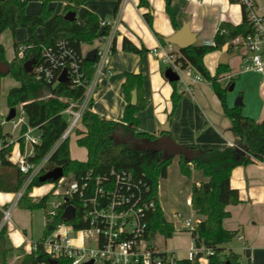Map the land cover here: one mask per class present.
Instances as JSON below:
<instances>
[{
  "label": "trees",
  "instance_id": "16d2710c",
  "mask_svg": "<svg viewBox=\"0 0 264 264\" xmlns=\"http://www.w3.org/2000/svg\"><path fill=\"white\" fill-rule=\"evenodd\" d=\"M55 1L65 2L66 6L63 13H54L50 4ZM87 1L89 0H41V12L31 16L27 14L26 1L0 0V35L7 29L15 33L20 27L26 28L28 31V38L24 42H14L15 57L9 62L11 71L8 75L16 79L20 85L9 90L8 106L16 108L22 104L28 124L41 129V142L35 146V155L31 158L33 162L39 163L55 145H58L51 154L46 167L42 170L41 176L61 167L64 170V175L74 174L79 179L89 174L103 175L109 173L113 168L126 169L138 177H144L150 186L151 198L157 202L155 210L151 211L148 217L149 230L154 233L159 232L165 238H171L176 228L174 223L167 219L160 205L159 185L160 181L167 177L168 168L174 158L168 157L164 152L142 151L135 144V142L155 141L160 137L138 131L140 126L138 113L147 107L142 74L126 73L123 92L127 105L120 120L101 118L92 110V100L90 109L85 111L81 121L85 129L77 132L78 145L86 148L88 152L87 160L79 161L71 158L69 138L62 139L68 126V120L62 112L83 98L86 91L85 86L73 87L71 84L62 82L39 81L34 77L32 71L28 73L25 69V63L29 60H34L36 64L44 62L43 51L47 48H53L57 52V44L63 40L67 43L68 48L79 57L86 83L93 80L100 56L97 55L94 62L87 60L82 53V45H92L99 38L108 36L110 27H102V20L92 11L85 13L83 24L78 23L77 20L65 19V14L69 11L78 14L80 7ZM230 2L241 3L243 8L241 24L234 25L224 21L214 38V44H194L187 48H178L176 51L177 61L181 63L183 68H191L211 84L221 101L225 115L232 123L231 130L237 138L236 145L222 151L203 149L202 155L195 156L190 161L181 156L179 161L181 173L188 178H191L195 170L201 171L208 178V181L192 185L191 206L197 213L205 216V219L197 223L191 234L197 249L204 246L209 250V264H226L227 262L229 264H242L238 253L226 252L225 249V245L238 235L237 231L228 230L223 226V220L230 215L227 206L240 202L239 191L230 184L231 172L238 165L264 161V120L258 122L252 117L246 116L243 113V104L233 107L228 105L227 97L230 84L224 86L219 82V76L229 71L228 64H219L217 73L213 76L204 63V57L207 54L222 50L225 45H228L230 49H235L234 39H246L254 33V27L249 20L246 6L242 0H230ZM141 5L149 8L144 17L152 26V8L146 0H141ZM117 11L118 7L116 8ZM167 11L173 25L178 29L179 26L170 10L169 2L167 3ZM39 28H43V31L39 32ZM159 38L163 45L168 44L165 38L161 36ZM22 46L24 47L23 55H20ZM122 49L139 55L149 51L145 47H138L128 38H124ZM116 51V43L113 41L111 53ZM0 57L7 62L5 48L2 44H0ZM62 71L63 68L59 67L56 70V77ZM3 77L4 75L0 73V93ZM171 84L173 92L170 119L175 114L183 96L179 81L171 82ZM135 89L138 98L137 103L133 105L131 103L132 91ZM26 129L27 125H23L22 135L18 139L22 149L25 145L23 134ZM116 134L119 135L118 139L115 137ZM11 138L12 136L9 133H4L0 127V139L5 141V144L9 143L1 151L0 192L16 193L22 188L26 175L8 158L15 144V142L8 141ZM126 139L128 143H124ZM40 177L33 181L27 188L26 194L19 200L20 208L31 211L46 208L51 193L40 199H35L30 195L35 186L44 183L41 182ZM63 210L64 207H60L54 216L46 213L43 238L63 222ZM3 216V209L0 208V264H10L14 256V246L9 239L6 225H2ZM73 224L76 225V228L88 226L86 223L77 224L76 221ZM201 256L202 253H198L194 259H179L175 264H201L199 261ZM18 264H72V259L66 256L52 259L46 251L39 250L37 253L22 256Z\"/></svg>",
  "mask_w": 264,
  "mask_h": 264
},
{
  "label": "crops",
  "instance_id": "0c3cea01",
  "mask_svg": "<svg viewBox=\"0 0 264 264\" xmlns=\"http://www.w3.org/2000/svg\"><path fill=\"white\" fill-rule=\"evenodd\" d=\"M24 1L27 2V14L35 16L41 12V0ZM146 2L153 11L152 26L144 17L149 8L141 5V0H132L125 4L122 3V0H89L80 7L77 14V21L80 24H83L87 11L96 13L102 21L110 18H117L118 20L115 30L110 36L99 38L92 45H82V53L85 57L94 48L102 52L95 72L92 110L103 119L120 120L127 105L123 92L126 73L134 72L137 74L135 71L138 70V74H142L144 79V92L147 100L146 109L138 113L140 119L139 132L161 136L162 127L170 122V134L180 144L195 146L202 150L218 149L220 151L236 145L237 138L231 130L232 123L225 115L221 101L211 84L204 79L192 82L190 77L183 76V81L179 82L183 96L175 114L170 119L173 86L165 77L162 62L154 55L153 50L163 45L160 36L165 39L171 37L185 23H188L191 31L196 34L195 44L207 45L213 42L222 22H230L234 25L242 23L243 8L241 3H231L230 0H146ZM168 2L170 10L177 20L178 29L173 25L167 11ZM254 2L259 11L264 12V0H254ZM65 6V2L60 1L50 4L55 14L63 13ZM117 7L118 11L116 12ZM24 29L18 28L16 30V35L23 42L28 38V31L26 28ZM42 31L43 28H39V32ZM3 33L0 35V44L5 48L7 62H11L15 57V47L13 46L10 54L1 39ZM124 38L130 39L138 47H145L149 51L143 55L123 51ZM113 41L116 43L117 51L115 53H111ZM173 47L177 51L178 47L176 45ZM221 51L211 52L204 57V63L213 76L217 73L220 64ZM234 51V49H230V53ZM239 53L229 60L227 63L229 71L219 76V82L224 86L226 83L235 84L234 90L229 91L227 97L230 107L235 106L238 95H241L243 113L261 122L264 120V77L246 70L243 56L236 59ZM4 78L5 76L1 81V89ZM19 85L18 82L16 86L12 87ZM19 108L20 104L16 107L17 114L15 117L18 115ZM14 119L10 120L14 121L12 130L1 127L4 133H9L12 136L10 140L15 142L11 156L13 163L24 151L25 145H29L26 143L24 149L21 148L18 139L22 135V126L16 125ZM84 129V125H81L77 132ZM37 130L41 132V129ZM70 138L71 136L69 137V145H71ZM77 140L78 135L76 145H78ZM84 149L88 157L87 149ZM70 154L72 159L87 160V158L86 160L74 158L71 150ZM179 159V156L173 159L168 168L167 177L174 163L181 173ZM186 178L188 177L181 173L179 182ZM188 179L190 180L188 193L179 191L177 193L179 198L177 197L175 200L183 204L182 200L186 197L188 215L197 225L199 221L205 219V216L197 213L191 206L192 185L208 181V178L201 171L195 170L191 178ZM230 184L239 191L240 202L227 206L230 215L223 220L224 228L238 232L237 237L225 245L226 252L238 253L242 264H264V161L238 165L233 168ZM160 185L159 200L163 209ZM18 202L17 192H0V208L11 209L10 219L6 222L2 220V225H6L9 239L14 246L13 261L19 259V256L24 252H28L30 244L34 242L28 236L27 223L24 218V212L30 213L32 211L20 208ZM174 210H176L172 214L174 219H170L163 209L167 219L174 223L176 231L179 233L178 240L179 238L183 240L187 238V244L184 242L183 244L177 243V239L173 235L170 238L169 246L161 248L159 244L157 245L162 251L173 254L179 259L190 258V253L195 248L194 240L191 232L185 226L186 219L183 217L182 210L179 207L174 208ZM176 213L181 216L175 215ZM161 237L164 236L161 235ZM164 240L167 243V238L164 237ZM198 253H202L199 259L200 263L209 264V250L203 246L197 249L196 255Z\"/></svg>",
  "mask_w": 264,
  "mask_h": 264
},
{
  "label": "built area",
  "instance_id": "2783aa9c",
  "mask_svg": "<svg viewBox=\"0 0 264 264\" xmlns=\"http://www.w3.org/2000/svg\"><path fill=\"white\" fill-rule=\"evenodd\" d=\"M132 0H122L125 4ZM245 4L248 17L254 27V33L246 39L236 38L233 40L237 52L246 51L243 55L245 69L264 77V12H260L254 0H242ZM117 18L105 19L101 22L102 27L109 26L110 34L115 30ZM102 38V37H101ZM214 44V41L209 45ZM174 44L160 45L153 50L166 69H172L179 75V82L183 76L190 77L192 82L202 81L201 75L191 68H183L177 61V52ZM58 50L47 48L43 51L44 62L33 66L34 77L39 81L60 83L56 77V70L68 69V77L73 87L85 86L83 98L68 106L62 114L68 120V126L62 139L69 138L78 126L82 125V117L85 111L90 109L93 100V86L95 76L90 83L84 80L79 57L68 48L63 40L57 44ZM24 47L20 48L23 55ZM101 56L102 52L98 51ZM98 65H96L97 70ZM99 70V68H98ZM220 81V80H219ZM229 83H226L227 86ZM20 119L16 125H27L23 137L29 145L21 152L14 162L20 171L26 175L22 188L17 192L19 201L27 192V188L33 181L41 176L55 147L39 163L31 158L35 155V146L41 142V132L36 134L38 127L28 124L23 105L19 108ZM16 120V117L15 119ZM12 142L11 140H8ZM0 139V164L1 151L8 146ZM12 153L8 156L11 160ZM72 180H67L68 175H63L56 181L63 191L59 194L61 200L54 202V209L48 212L56 215L60 207H64L63 222L46 237L37 242H32L27 254L37 253L44 250L51 255L52 259L66 256L72 259V264H83L94 260L93 264H175L178 257L162 251L154 241L156 234L149 230L148 217L155 210L157 202L151 198L150 186L144 177H138L126 169H111L103 175H87L81 179L74 174ZM31 195V193H30ZM42 198V197H41ZM40 199V198H39ZM68 205L76 209L75 218L66 221L64 212ZM9 208L3 209V221L10 219ZM175 215L181 216L179 213ZM77 224L86 223L88 226L76 228ZM186 228L192 232L196 227L192 218L185 220ZM89 239V243L87 240ZM195 246V244H194ZM197 247L190 253V259L196 257Z\"/></svg>",
  "mask_w": 264,
  "mask_h": 264
},
{
  "label": "rangeland",
  "instance_id": "374dc122",
  "mask_svg": "<svg viewBox=\"0 0 264 264\" xmlns=\"http://www.w3.org/2000/svg\"><path fill=\"white\" fill-rule=\"evenodd\" d=\"M20 29L25 30L23 27H20ZM2 41L5 43L6 48L8 49V51L12 52L13 50V46H14V42H23L20 40V38L16 35V32L13 33L10 29H7L4 31L3 35H2ZM244 51H240L238 57H236V59H239V57H242L244 55ZM163 70H166V66L164 64H162ZM237 80V78H236ZM16 84H18V82L16 81V79H14L11 75H7L5 76V78L3 79V83H2V89H1V93H0V127H3L4 129L7 130H12L13 127V123L14 121H7V116L10 110V107L8 106L7 103V95L8 92L10 90V88H12V86H16ZM241 95H238V97ZM20 119V112H18V115L16 117V121ZM81 128V125L78 126V129ZM39 132V130L36 131V134ZM77 131H75L70 138V150L72 153V156L74 158H78L81 160H86L87 158V154H86V150L84 148H82L81 146L76 145V137H77ZM26 144V141H25ZM15 156V155H14ZM180 158V157H179ZM180 161V159H179ZM180 167V165H179ZM181 171V170H180ZM73 176L70 174L67 177V180H72ZM179 180H181V173L179 172V170L177 169L176 164L174 163L172 165V167L170 168L168 177H166L165 179H163L161 181V185H160V198H161V203L163 206V209L165 211V213L167 214V216L170 219H174L173 218V213L176 211L174 210V208L179 207L182 211L183 217L184 219H188L190 218L188 215V207L186 206V197H184V199L182 200V203L176 202V198H179V195L177 194L179 191L183 192L185 191V193L187 194L189 191V187H190V180L188 178H186L185 180H183L182 182H179ZM63 191L62 187H58L56 182H44L42 185L39 186H35L31 192V196L35 199H39L43 196H45L46 194L51 193V198L48 201V204L46 206V208H40V209H36L33 210L32 212L28 213V212H24L25 213V222L27 223V232H28V236L30 237V239H32L34 242L40 241L43 236H44V228H45V218H46V213L50 212L51 210L54 209V202H57L59 200H61V196H59V194ZM12 193V192H9ZM178 236L179 233H177V231L174 233V237L175 239H177V243L179 244H183L186 243L187 244V238L186 239H182L179 238L178 240ZM167 243L164 240V237H161L160 233L156 234V237L154 238V241L160 245V247H166L170 245V238H167ZM87 242L89 243V239L87 240ZM27 252H24L23 254H21L19 256V259L13 261V258L10 261V264H18L20 259L22 258V256L26 255ZM14 257V256H13Z\"/></svg>",
  "mask_w": 264,
  "mask_h": 264
},
{
  "label": "water",
  "instance_id": "95a60500",
  "mask_svg": "<svg viewBox=\"0 0 264 264\" xmlns=\"http://www.w3.org/2000/svg\"><path fill=\"white\" fill-rule=\"evenodd\" d=\"M65 19L70 21L77 20V14L74 11H69L65 14ZM168 43L176 45L178 48H187L191 45H194L196 42V34L193 33L190 29L188 23H185L181 29H179L174 35L171 37L166 38ZM98 50L96 48L89 51L86 55V59L89 61H95L97 58ZM238 54L237 50L230 53V48L228 45H225L221 51V55L219 57L220 64H227L229 60ZM34 60H29L25 63V69L29 73L32 71L33 66L35 65ZM11 71V65L9 62L3 61L0 57V73L4 76H7ZM137 74L139 73L138 70L135 71ZM68 69L64 68L60 77L59 81L62 83H70V79L68 77ZM165 77L170 81H179V75L173 71L172 69H166ZM235 88V84L232 83L229 87V91H233ZM137 90L132 91V100L131 103L135 105L137 103ZM243 104L242 96H239L236 101L235 105ZM17 114L16 108H10L9 114L7 116V120L10 121L15 118ZM162 135L158 137L155 141H148L145 143L135 142L138 149L145 151L151 150L154 152H164L168 157L175 158L176 156H184L185 160L190 161L193 157L202 155L204 153L203 150H197L195 146L191 145H183L178 143L170 134V122L166 123L161 129ZM115 137L118 139L119 135L116 134ZM120 142V140H118ZM124 143H128V140H124ZM64 175V170L61 167H58L40 177L41 182H47L49 180L57 181ZM76 209L73 205H68L64 212V218L66 221H71L75 218ZM55 262V260H53ZM94 260L83 264H93ZM226 264H229L227 262Z\"/></svg>",
  "mask_w": 264,
  "mask_h": 264
}]
</instances>
